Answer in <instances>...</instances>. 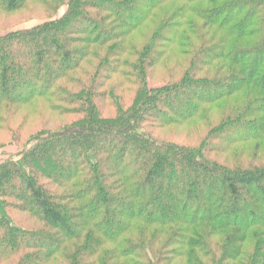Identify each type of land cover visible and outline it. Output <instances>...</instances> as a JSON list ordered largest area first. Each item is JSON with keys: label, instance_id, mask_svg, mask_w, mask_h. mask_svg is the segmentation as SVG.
Wrapping results in <instances>:
<instances>
[{"label": "trees", "instance_id": "1", "mask_svg": "<svg viewBox=\"0 0 264 264\" xmlns=\"http://www.w3.org/2000/svg\"><path fill=\"white\" fill-rule=\"evenodd\" d=\"M32 4L0 35V264H264V0L0 12Z\"/></svg>", "mask_w": 264, "mask_h": 264}, {"label": "rangeland", "instance_id": "2", "mask_svg": "<svg viewBox=\"0 0 264 264\" xmlns=\"http://www.w3.org/2000/svg\"><path fill=\"white\" fill-rule=\"evenodd\" d=\"M66 7H62L59 10V13L57 14L56 18H58L59 16H62L64 14V12L66 11ZM52 16V15H50ZM49 13H46V11L35 5L32 4L27 10H23L20 12H16V13H6V12H0V35L2 34H6L8 32H12V31H17V30H22V29H28V28H32L40 23H42V21L50 18ZM157 84H154L155 86H161L162 83L161 82H156ZM164 84V83H163ZM27 108V107H26ZM25 108V109H26ZM24 114V113H23ZM44 115H47V111L44 113ZM30 122H29V126L28 128H30V131L28 134L32 133H36L38 132L41 128V122H43V118L44 117H40L39 115L36 116L34 114L30 115ZM37 117L40 118L41 121H39L37 119ZM36 122L38 123V125H31L32 122ZM57 128L54 124H50L48 125V128ZM176 130V129H175ZM172 130H167L168 133H166V137L169 136L170 137V132ZM176 131H182L180 129H177ZM175 132V131H174ZM173 132V133H174ZM26 133H27V129H26ZM163 133V132H161ZM162 137L163 134H161ZM168 137V138H169ZM19 148H17V146L15 144H10L7 143L4 147L0 148V163L8 158L10 155H13L14 153H16L18 151ZM22 215V214H21ZM24 216V215H22Z\"/></svg>", "mask_w": 264, "mask_h": 264}]
</instances>
